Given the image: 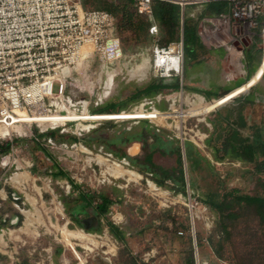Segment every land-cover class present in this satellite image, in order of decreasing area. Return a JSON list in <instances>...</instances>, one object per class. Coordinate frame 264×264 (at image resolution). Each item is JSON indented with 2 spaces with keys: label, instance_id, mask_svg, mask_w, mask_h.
<instances>
[{
  "label": "rangeland",
  "instance_id": "obj_1",
  "mask_svg": "<svg viewBox=\"0 0 264 264\" xmlns=\"http://www.w3.org/2000/svg\"><path fill=\"white\" fill-rule=\"evenodd\" d=\"M104 1L111 2L82 0L89 9L98 8V3ZM128 8L134 11L130 2ZM118 17L122 25L121 15ZM141 18L146 20L135 15V23ZM259 29H255V37L260 44ZM118 36L126 59L111 64L108 69L114 74L111 94H103L102 84L107 79L105 69L99 87L96 79L101 67L95 59L90 62V67L85 65L89 68L86 74L75 76L78 87H69L63 102L52 106L48 114L60 113L61 110L62 114H67L70 109L78 116H87L82 114L84 104L88 112H96L99 106L112 105L114 110L126 109L125 118H150L139 115V111L134 109L143 105L145 113L150 115L151 105L144 104V96L138 101L129 96L137 88H144L159 79L153 75L148 63V48L153 38L136 25L133 28L119 27ZM162 36L161 43L168 42L169 34L164 32ZM185 55L193 57V51L186 48ZM136 63H145L147 71V75L138 81L128 74V69ZM91 80L97 83V87H91ZM162 94L165 98L161 103L165 107L160 109L164 111L160 113L170 118L167 122L158 119L162 123L161 128L167 129L170 135L192 140L202 149H206L204 142L211 131L212 143L217 147V155L221 156L222 142L233 126L222 129L219 120L226 108L229 110L227 115L234 118V110H240L242 106L239 100L228 93L223 101L233 99L215 108L217 111L210 104L211 99H207L208 104L198 111L191 108L187 101L189 98L182 95L180 89H166ZM221 101L222 98L214 99L215 104ZM176 109L180 118L176 117ZM250 111H253L251 116L258 115L251 105L244 107L241 113L249 115ZM122 112L103 113L106 116L95 114L83 119L117 118ZM18 115L21 118L14 119L11 124L21 126L22 131L14 128L12 134L0 136V190L6 194V198L0 195V264H127L130 260L127 262L126 257L130 255L138 264H188L191 255L195 264H264V205L245 198L264 196V174L258 172L254 164L219 159L210 155L207 149L212 166L204 159L200 160L199 169L193 174L195 185L183 193L157 185L151 179V173L138 172L132 164L97 145H85L83 139L92 132H83L82 135L79 132L90 121L81 123L72 119L66 125L49 123L40 126L31 122L34 120L25 111ZM214 118L219 123L216 129L210 127ZM23 120L26 122H20ZM151 122L159 123L155 119ZM104 123L99 124L96 131L104 129L107 136L114 131L112 125L115 124L112 121ZM106 124L111 125L105 127ZM239 129L253 141L258 133L264 134L263 127L261 131L252 126ZM80 146L91 153L82 151ZM96 156L108 161L100 164L92 160ZM118 164L132 170L136 174L133 179L128 175L115 177L106 171ZM58 167L67 171L80 190L89 193L93 200L99 201L101 193L111 198L113 202L107 216L125 232L124 241L110 233L104 219L105 227L101 233L83 231L71 219L70 212L79 205L76 201L78 192L73 190L67 179L52 175ZM22 172L25 175L17 187L10 178ZM151 184L157 189H153ZM205 199L219 201L220 206L211 207L204 202ZM87 213L94 217L93 210ZM87 213L78 212L77 216L86 219ZM17 215L21 218L18 219ZM63 227L92 234V240L81 241L65 236ZM213 245L218 247L221 256L215 253Z\"/></svg>",
  "mask_w": 264,
  "mask_h": 264
},
{
  "label": "built area",
  "instance_id": "obj_2",
  "mask_svg": "<svg viewBox=\"0 0 264 264\" xmlns=\"http://www.w3.org/2000/svg\"><path fill=\"white\" fill-rule=\"evenodd\" d=\"M130 1L149 22L148 31L153 37V43L148 48V63L153 75L164 79L179 76L182 95L184 37L181 34L177 40L161 43L160 27L153 8L157 1L179 5L181 23L187 8L195 7V10L190 12V17L197 22L198 32L204 42L210 46H224L228 51L243 47L244 42L253 40L255 29L259 27L264 59V0ZM212 1H226L229 8L218 14L199 15L197 8ZM95 59L100 62L101 67L96 79L99 87L102 84V71L106 70L107 79L104 80L102 88L103 94L108 96L113 89L114 80V74L108 69L111 64L126 59V54L118 36L116 17L107 9H89L84 6L82 0H0V123L7 125L9 122L13 123L14 119L21 118L17 112L19 109L33 118L40 114L45 117L51 115L48 114L51 107L63 102L68 88L78 87L75 76L86 74L89 68H85V65L90 67V62ZM128 74L139 79L146 75V68L136 63L128 69ZM263 76L264 72L259 80ZM96 85L97 83L91 80V87H97ZM200 97L202 101L207 102L205 97ZM186 98L191 102L198 100L199 96L193 94ZM174 103L175 101L172 105ZM144 104L151 105L152 101L145 99ZM225 104L227 102L220 106ZM83 107L82 114H100L88 112L86 104ZM142 108L144 109L143 105ZM150 109L153 111L157 108L150 106ZM122 111L126 110L116 112ZM157 111L164 112L160 109ZM103 113L113 112H101ZM168 118L165 119L166 122ZM77 119L81 123L91 122L81 127V135L105 121L153 120L143 117ZM158 119L155 118V121L159 122ZM69 120L54 125H66ZM49 123L53 122L47 119L42 126ZM157 126L161 127L162 123L159 122Z\"/></svg>",
  "mask_w": 264,
  "mask_h": 264
},
{
  "label": "crops",
  "instance_id": "obj_3",
  "mask_svg": "<svg viewBox=\"0 0 264 264\" xmlns=\"http://www.w3.org/2000/svg\"><path fill=\"white\" fill-rule=\"evenodd\" d=\"M206 5L207 4H204L197 8L199 15H205ZM192 10H195V7L189 6L187 8L186 17L191 18L190 12ZM181 34L183 35L182 28L180 36ZM149 35L152 37L151 34ZM198 35L201 42L200 47L197 49L198 55L196 57L185 55L184 58L182 75L183 93L186 97H191L193 94L198 95L201 101L202 97L200 96L211 99L209 102L213 106V109L233 99L231 97L232 99H225L223 101L224 95L228 93H230V96L233 95L234 98H236L235 100H239L242 106L240 110H234V118L233 116L227 115L229 110L226 108L219 120L221 121L219 122L220 124L215 118L210 121L211 128L214 126L216 129L218 126L217 124H219L220 127L222 126V129L227 126L236 127L231 121L234 120L238 122L239 118L242 116L244 123L243 127H263L264 129V76L259 80L261 74L264 72L262 40L259 44L254 36L253 40L244 42L243 47L228 51L224 46L215 47L206 44L199 32ZM132 65L134 66V64ZM255 71L256 73L253 75ZM130 78L133 77L131 76ZM134 80L138 81L139 79L134 78ZM180 80L181 78L179 76L171 79L159 78L155 82L166 84L167 86H165V88L149 94H141L136 99H133L138 101V99L144 96V99L152 101L151 106L157 109H163L165 104L161 103V100L165 98V96L162 94V91L166 89H179L181 87ZM149 85L150 84L147 86ZM173 85H175V87H173ZM140 89L143 88H137L131 94H137ZM220 97L222 98L221 103L215 104L212 99ZM247 105L253 106L258 112V115L251 116L253 111H250L249 115H243L244 113L242 114L241 110L244 109V107L247 108ZM228 107L233 108L232 106ZM217 110L218 109L215 111ZM165 112L167 113V111ZM232 112L233 110H231V113ZM158 114L160 115L161 113L158 112ZM162 118L166 119L164 116ZM110 121L115 124L112 125L114 127L112 133L106 136L104 129L96 131L97 127H95L89 131L92 132L91 135L88 136L87 139H83V141H89L91 146L97 145L105 149L108 153H112L117 158L124 159L127 163H130L126 158V156L129 155L134 158L132 162L142 168L145 173L150 174L151 171H156L159 178L162 177L161 173L164 171L172 175L177 174V168L179 167L177 161L179 163L181 159L186 180L185 189H190L195 185L193 174L198 171L199 168L197 165L200 164V160L204 159L207 161V164L209 163V165L212 166L210 164L211 158L207 155V152L209 151L210 155H217V147L213 145V137L209 135L211 131L207 134L208 137H206L204 142L206 149H202L190 139L177 135H170L167 129L158 127L149 119H141L131 123L127 122V120L119 122ZM110 125L111 124H106L105 127ZM207 149L208 151H206ZM146 158L151 160L154 164L153 169L150 165L145 163ZM208 159L210 161H208ZM167 183L170 187L175 186L170 179L167 180ZM76 191L79 193L78 190Z\"/></svg>",
  "mask_w": 264,
  "mask_h": 264
},
{
  "label": "trees",
  "instance_id": "obj_4",
  "mask_svg": "<svg viewBox=\"0 0 264 264\" xmlns=\"http://www.w3.org/2000/svg\"><path fill=\"white\" fill-rule=\"evenodd\" d=\"M97 2L101 0H96ZM111 1V0H110ZM121 0L114 1V2H109V1H104L101 3H98L99 7L98 8H104L113 13L116 17L117 21V30L119 27L126 26L127 28H133L135 25L137 28L140 30H144L148 32L149 28V22L147 21L146 17L143 14H140L137 11V8L133 5V3L130 0H123V3ZM130 4L133 5L134 11H130L128 6ZM84 6L86 7V2H83ZM101 4V5H100ZM154 8V13L156 20L160 26L161 30V35L163 33L169 34V39L168 41H173L177 40L180 37V32L181 28L183 29V35H184V44H185V53H186V48H189L193 51V57H196L198 55L197 49L200 47V39L197 31V22L188 17H184L183 23H181V16H180V7L179 5L169 3V2H161L157 1L153 5ZM229 8V4L226 1H212L206 5L205 8V14H218L222 11H227ZM118 15H121L122 19V25L119 23L120 20ZM135 15L144 17V19H140L135 23ZM192 19V20H191ZM260 30V29H259ZM164 38V36H162ZM167 86L166 84H163L161 82H154L150 84L149 86L138 90L137 94L133 93L129 97L131 98H137L141 94H149L154 91L161 90L162 88H165ZM175 87V85H173ZM119 108V106H117ZM111 106H103L97 108V112H116L118 110H114ZM234 123L236 127H233L228 135L225 137V139L222 142V155L217 156L219 159H232V160H239L245 163H252L255 165L256 170L260 173L264 174V134L261 132L257 134L255 137V141L251 140L249 136L243 135L239 128H243L244 123L241 118H239V121H231V123ZM258 130H262V127H256ZM52 133V131H51ZM49 132V134H51ZM84 142V141H83ZM85 145L89 146L90 143L89 141L84 142ZM261 159L259 160V158ZM126 158L130 161L132 166L136 168V170L142 174H145V171L138 167L136 164H134L133 157L131 156H126ZM145 163L151 166V168H154V164L152 163L151 160L148 158L145 159ZM178 172L175 175H172L167 172H162L161 173V178L158 177L156 174V171H151V179L157 184L165 188L169 189H175L176 191H181L183 193H186V180H185V175H184V169L182 165L181 159L179 160V167L177 168ZM52 175L54 177H60V178H65L67 181L70 183L71 187L73 190H78V197L76 198V201L79 205L74 206V209L72 212H70V217L71 219L75 220L77 224L84 228L88 232H97L101 233L104 229V223L102 219L105 220L106 226L109 228V231L111 234H113L116 239L119 241H124L125 240V232L119 228L113 221H111L108 216L107 212L109 209V206L113 202L111 198L104 194L101 193L98 195L99 201L93 200L89 193L79 190L78 184L76 181L68 174L67 171L64 169L58 167L56 172H53ZM170 179L171 182L175 184V186L170 187L169 184L167 183V180ZM248 200L258 202L259 204L264 205V196L263 195H257L255 197L251 196H246ZM204 202L208 204L211 207L218 208L220 206L219 201H214L213 199H205ZM67 204V203H66ZM68 206V204L66 205ZM89 210L94 211V217L87 213ZM78 212H85L87 213V218L82 219L77 216ZM18 219L21 218L20 215H17ZM215 253L219 256H221V252L216 247V245H213ZM130 260V261H129ZM126 261L128 262L127 264H138L137 260L135 257L130 255L129 258L126 257ZM188 264H195V259L194 256L191 255Z\"/></svg>",
  "mask_w": 264,
  "mask_h": 264
},
{
  "label": "bare ground",
  "instance_id": "obj_5",
  "mask_svg": "<svg viewBox=\"0 0 264 264\" xmlns=\"http://www.w3.org/2000/svg\"><path fill=\"white\" fill-rule=\"evenodd\" d=\"M144 66H146L145 63H143V64L140 63V67H144ZM190 103H191V108H194V109H196L198 111L202 110L208 104V102L201 101L200 98L198 100L191 101ZM136 109L139 111V113H138L139 115H142V116H145V117H150L152 119L160 118L161 120H165L164 118H162L158 114L157 110L151 111L150 115H148V114L145 113L146 110L143 109L142 106H139ZM137 110H135V111H137ZM22 111H23L22 109L17 110L18 114L21 113ZM176 113H177L176 117L179 116V118H180V114H179L177 109H176ZM85 114L87 116H78L73 110L68 109L67 114L53 113V114H51L49 116L46 115V117L44 115L40 114L41 116L39 115L38 117H34V118L32 117V120L37 121L38 124L40 126H42L44 121H46L47 119L52 120L53 123L57 124V123H62L63 121L69 120V119H77V118L90 117V116H94L95 115V114L93 115V114H90V113H85ZM120 117H124V118L126 117L125 111H123L121 113ZM29 118H31V117H29ZM99 118H101V117H99ZM0 122H1V120H0ZM14 128L18 129L19 131H22L21 126H16V124H11V122H9L7 125L0 123V136L12 134ZM80 147H81L82 151L87 152V153H91V152H88V150H85L84 147L83 148H82V146H80ZM93 159L96 160L100 164L101 163H106V161H108L107 158H103V157H100V156H96V158H92V160ZM106 171L109 174H111V175H113L115 177H122V176L128 175L129 179L130 178L133 179V177L136 175L132 170L125 168L121 164H118V165H116V167H113V168L109 167V168L106 169ZM24 175H25V172H22L20 174H14L10 178V182L12 184H14L15 186L19 187L20 184H22L21 183V178ZM151 187L153 189H157L152 184H151ZM0 194H2V196H5V193L2 190H0ZM62 231H63V235L68 236L70 238L78 239V240H81V241H84V240L91 241L92 240L91 239V237H92L91 235L92 234H88V233L83 232V231L69 230V229H66L65 227H63Z\"/></svg>",
  "mask_w": 264,
  "mask_h": 264
},
{
  "label": "flooded vegetation",
  "instance_id": "obj_6",
  "mask_svg": "<svg viewBox=\"0 0 264 264\" xmlns=\"http://www.w3.org/2000/svg\"><path fill=\"white\" fill-rule=\"evenodd\" d=\"M4 192V191H3ZM5 193V192H4ZM1 196H2V194H0ZM3 198H6V194H5V196H2ZM23 212H24V210H23Z\"/></svg>",
  "mask_w": 264,
  "mask_h": 264
},
{
  "label": "water",
  "instance_id": "obj_7",
  "mask_svg": "<svg viewBox=\"0 0 264 264\" xmlns=\"http://www.w3.org/2000/svg\"><path fill=\"white\" fill-rule=\"evenodd\" d=\"M82 229V228H81ZM83 231H85L84 229H82Z\"/></svg>",
  "mask_w": 264,
  "mask_h": 264
}]
</instances>
